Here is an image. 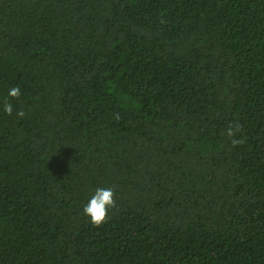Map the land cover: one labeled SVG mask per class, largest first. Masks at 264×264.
I'll list each match as a JSON object with an SVG mask.
<instances>
[{
    "label": "trees",
    "instance_id": "1",
    "mask_svg": "<svg viewBox=\"0 0 264 264\" xmlns=\"http://www.w3.org/2000/svg\"><path fill=\"white\" fill-rule=\"evenodd\" d=\"M0 264H264V0H0Z\"/></svg>",
    "mask_w": 264,
    "mask_h": 264
},
{
    "label": "clouds",
    "instance_id": "2",
    "mask_svg": "<svg viewBox=\"0 0 264 264\" xmlns=\"http://www.w3.org/2000/svg\"><path fill=\"white\" fill-rule=\"evenodd\" d=\"M20 95L19 88H13L9 91V96L17 97ZM4 111L8 114L12 112V105L4 106ZM22 115V113H20ZM114 193L111 188H97L94 194L83 206V214L89 218L95 225L101 224L107 215V212L114 206Z\"/></svg>",
    "mask_w": 264,
    "mask_h": 264
}]
</instances>
